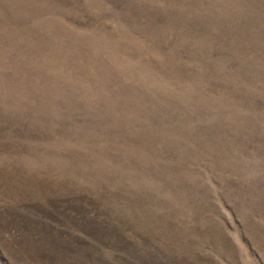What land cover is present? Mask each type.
I'll use <instances>...</instances> for the list:
<instances>
[{"label":"rangeland","instance_id":"374dc122","mask_svg":"<svg viewBox=\"0 0 264 264\" xmlns=\"http://www.w3.org/2000/svg\"><path fill=\"white\" fill-rule=\"evenodd\" d=\"M0 264H264V0H0Z\"/></svg>","mask_w":264,"mask_h":264}]
</instances>
